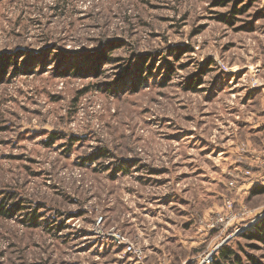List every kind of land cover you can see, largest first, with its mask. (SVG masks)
I'll return each mask as SVG.
<instances>
[{
    "label": "rangeland",
    "instance_id": "1",
    "mask_svg": "<svg viewBox=\"0 0 264 264\" xmlns=\"http://www.w3.org/2000/svg\"><path fill=\"white\" fill-rule=\"evenodd\" d=\"M218 261L264 264V0H0V264Z\"/></svg>",
    "mask_w": 264,
    "mask_h": 264
},
{
    "label": "trees",
    "instance_id": "2",
    "mask_svg": "<svg viewBox=\"0 0 264 264\" xmlns=\"http://www.w3.org/2000/svg\"><path fill=\"white\" fill-rule=\"evenodd\" d=\"M231 254H233V251H231V250H223V252H222V255L225 258H231ZM217 264H221V262L218 261Z\"/></svg>",
    "mask_w": 264,
    "mask_h": 264
}]
</instances>
